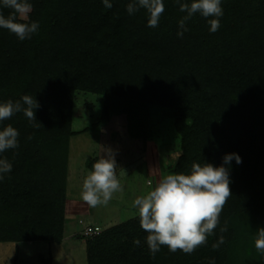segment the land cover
Here are the masks:
<instances>
[{"label": "trees", "instance_id": "obj_1", "mask_svg": "<svg viewBox=\"0 0 264 264\" xmlns=\"http://www.w3.org/2000/svg\"><path fill=\"white\" fill-rule=\"evenodd\" d=\"M28 2V20L17 21L39 24L30 39L0 27V103L29 95L39 104L36 121L23 112L0 121V131L19 132V146L0 153L12 164L0 179V242L64 238L73 106L83 89L106 97L103 119L111 98L123 100L129 132L144 141L151 106L172 109L183 149L177 174L193 163L219 167L227 154L242 160L225 165L232 196L193 253L161 246L151 255L137 215L89 236L88 264H264L249 234L264 228V0H221L218 31L208 23L216 17L196 13L182 37L177 0H163L155 28L145 9L127 12L132 0ZM11 11L0 0V12Z\"/></svg>", "mask_w": 264, "mask_h": 264}, {"label": "rangeland", "instance_id": "obj_2", "mask_svg": "<svg viewBox=\"0 0 264 264\" xmlns=\"http://www.w3.org/2000/svg\"><path fill=\"white\" fill-rule=\"evenodd\" d=\"M105 99L83 89L76 94L72 127L78 133L69 143L64 238L61 242H0V264H88L86 228L101 226L106 230L136 217L133 201L153 190L161 178L177 174L175 166L183 149L174 111L151 106L149 135L144 141L129 132L123 100L111 98L108 117L102 118ZM109 153L123 190L114 193L107 205L93 208L81 199L82 184L92 165ZM249 234L256 239L254 231Z\"/></svg>", "mask_w": 264, "mask_h": 264}, {"label": "clouds", "instance_id": "obj_3", "mask_svg": "<svg viewBox=\"0 0 264 264\" xmlns=\"http://www.w3.org/2000/svg\"><path fill=\"white\" fill-rule=\"evenodd\" d=\"M177 3L180 11L186 13L179 21L182 31L177 32L178 36L182 37L188 30L185 23L196 13L205 18L216 17L208 20L210 32L215 33L220 28L218 18L223 15L221 0H192L190 4L177 0ZM103 4L106 8L112 7L110 0H103ZM2 6L12 11L7 17L0 12V27L9 30L21 41L30 39L38 31L37 22L17 21V16L22 21L28 20L32 10L28 0H2ZM139 8L149 14L148 27L159 25L165 10L163 0H132L127 5V12L131 15ZM38 107V102L29 95H24L22 102L9 100L0 103V121L11 118L17 112H23L30 121H36L34 110ZM18 136L19 132L11 125L0 131V153L17 148ZM233 159L237 164L242 162L238 154L232 153L224 156L223 164L219 167L210 163H193L190 174H168L159 180L153 190L133 201V207L138 210L140 226L148 233L146 242L151 255L155 256L161 246H167L172 253L181 250L191 254L206 243L207 236L213 233L219 223L224 205L232 196L229 170L225 165ZM11 171L12 164L7 159H0V179H3V173ZM148 184L151 186L152 181L149 180ZM122 190L114 157L109 153L92 165V171L82 184L81 199L94 208L101 204L107 205L113 194ZM227 231V225L221 228V232ZM224 242V236H220L212 248L217 250ZM134 243L139 246L140 240L136 239ZM255 248L264 254V228L257 231Z\"/></svg>", "mask_w": 264, "mask_h": 264}, {"label": "built area", "instance_id": "obj_4", "mask_svg": "<svg viewBox=\"0 0 264 264\" xmlns=\"http://www.w3.org/2000/svg\"><path fill=\"white\" fill-rule=\"evenodd\" d=\"M103 228L101 226H88L85 230V235L87 236H94L99 234Z\"/></svg>", "mask_w": 264, "mask_h": 264}, {"label": "crops", "instance_id": "obj_5", "mask_svg": "<svg viewBox=\"0 0 264 264\" xmlns=\"http://www.w3.org/2000/svg\"><path fill=\"white\" fill-rule=\"evenodd\" d=\"M14 243H16V242H14ZM20 243V242H19ZM29 243H32V242H29Z\"/></svg>", "mask_w": 264, "mask_h": 264}]
</instances>
